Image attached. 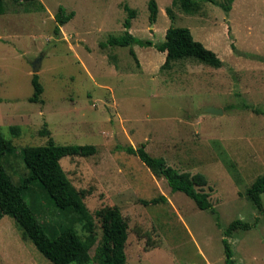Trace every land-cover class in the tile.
<instances>
[{
  "label": "rangeland",
  "instance_id": "1",
  "mask_svg": "<svg viewBox=\"0 0 264 264\" xmlns=\"http://www.w3.org/2000/svg\"><path fill=\"white\" fill-rule=\"evenodd\" d=\"M150 1L39 0L43 10L35 3L8 5L0 16V130L15 148L3 165L20 185L30 174L26 147L47 146L51 137L60 146L97 148L93 156L60 161L90 222L57 208L38 181L25 191L41 223L51 229L72 223L84 241L94 240L89 264H96L103 235L97 212L113 207L129 227L127 264H226L225 230L257 218L255 228L235 232L229 242L238 264H264V215L247 196L264 176V0H234L229 13L221 6L228 0H195L192 14L180 0H155V23ZM125 6L137 13L130 30L135 37L158 45L169 28H188L222 66L190 57L162 69L166 53L155 47L102 48L125 34ZM61 7L75 16L56 35ZM38 59L42 103L30 101ZM130 145H145L180 172L206 176L209 183L199 191L210 195L215 213L173 193L139 158L117 149ZM160 197L167 201L142 203ZM0 264L53 263L4 216Z\"/></svg>",
  "mask_w": 264,
  "mask_h": 264
},
{
  "label": "trees",
  "instance_id": "2",
  "mask_svg": "<svg viewBox=\"0 0 264 264\" xmlns=\"http://www.w3.org/2000/svg\"><path fill=\"white\" fill-rule=\"evenodd\" d=\"M206 2L216 3L214 0ZM23 4L35 3L39 9L43 10V5L39 0H0V16L6 15L10 3ZM181 8L185 13H194L198 5L195 0H180ZM234 0H228L227 4L221 5L226 12L232 9ZM128 12V19L124 23L126 32L122 36L110 37L106 43H102V48L107 47H133L141 48L155 47L157 51L166 53V60L162 69H170L176 61L185 58H197L215 66H222L223 62L212 50L206 48L201 42L195 40L192 32L188 28L171 27L166 32V40L155 45L150 40H140L131 32L132 21L136 18V11L125 6ZM150 20L157 21L158 6L155 0L149 2ZM74 12L67 13L61 7L56 14L55 34L60 35L61 28L65 26L73 17ZM235 50V47L232 46ZM131 55L137 59L134 50ZM33 96L30 99L34 103H42L44 92L43 85L38 75L32 79ZM50 133L47 131L46 133ZM14 145L5 138L0 130V220L4 216H9L15 220L22 231L24 239L30 241L35 248L53 264H89L92 261L90 251L94 240L89 238L83 240L72 223L61 225L59 228H49L41 223L33 213L25 198V191L33 181H38L43 186L49 197L57 208L63 212H70L73 217H79L82 221H91V216L85 206L80 194L71 186L62 169L60 161L65 157H90L97 153V148L93 145H57L50 137L47 146L26 147L23 150V157L30 174L22 184L14 183L12 177L7 173L3 165V157L14 151ZM125 153L135 156L145 164V166L157 177L164 178L173 193L182 192L191 198L201 210L215 213L216 209L210 201L208 193L200 192V188L208 185V180L203 174L191 175L187 172L170 166L164 158L154 157L146 151V146L138 148L133 146L117 147ZM247 196L259 213L264 215V176L256 179L247 191ZM165 197L153 199L152 201H142L144 205L158 204L166 202ZM97 217L101 221L102 240L95 254L96 264H127L126 245L128 240V224L122 212L117 207L105 208L97 212ZM258 218L254 224L236 220L225 230L223 244L225 247L226 264H238L234 259V252L229 242V238L237 231H250L255 228ZM90 230H92L90 228Z\"/></svg>",
  "mask_w": 264,
  "mask_h": 264
},
{
  "label": "water",
  "instance_id": "3",
  "mask_svg": "<svg viewBox=\"0 0 264 264\" xmlns=\"http://www.w3.org/2000/svg\"><path fill=\"white\" fill-rule=\"evenodd\" d=\"M40 67H41V59H38L34 64H33V73L34 75H38L39 71H40ZM207 113H212L214 115H222L223 112L221 110L218 109H214V108H209L206 110Z\"/></svg>",
  "mask_w": 264,
  "mask_h": 264
}]
</instances>
